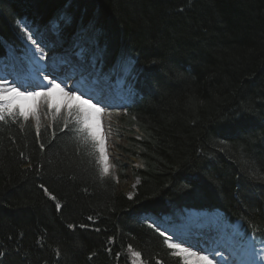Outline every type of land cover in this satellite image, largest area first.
I'll return each mask as SVG.
<instances>
[{
  "label": "trees",
  "instance_id": "1",
  "mask_svg": "<svg viewBox=\"0 0 264 264\" xmlns=\"http://www.w3.org/2000/svg\"><path fill=\"white\" fill-rule=\"evenodd\" d=\"M25 19L95 36L107 71L135 58L141 97L116 130L118 179L138 183L103 174L75 115L6 116L0 264H187L141 220L186 207L264 239V0H0L1 39L19 45Z\"/></svg>",
  "mask_w": 264,
  "mask_h": 264
},
{
  "label": "snow or ice",
  "instance_id": "2",
  "mask_svg": "<svg viewBox=\"0 0 264 264\" xmlns=\"http://www.w3.org/2000/svg\"><path fill=\"white\" fill-rule=\"evenodd\" d=\"M130 64L131 61H129ZM6 83V81L0 82V122L5 121L6 116L20 117L25 122L28 121L29 117H34L38 125L39 112L42 105H46L53 110V119L60 114L62 108H66L69 117H72L73 114H76L77 117H82V119H77L76 123L81 126L76 128L75 131L83 137L85 143L90 139L95 142V145L99 146V152L105 161L103 174L106 175L108 173L109 168L106 163L108 158L104 155L106 151L105 138L100 119L107 105L101 107L104 102L100 98L88 95L76 86L68 88L66 79H59L55 76L50 79L49 75H44L42 82L29 85L28 87L15 81L12 82V86L4 87L3 85ZM69 122L65 123V127H68ZM37 134L39 135V126L37 127ZM43 147L41 145L42 149ZM57 207L59 208V205ZM213 243H217V241L213 240ZM184 245H187V248H184ZM169 247L183 249V251L187 252L188 249L196 246L187 240H179L176 243L169 244ZM197 251L203 252L204 250L197 248ZM140 255V252L135 253L137 257ZM0 256H3L2 252H0ZM209 256L212 258L210 259ZM218 256H220V253L213 250L207 255L200 257L201 264H213V260ZM222 261L223 257L220 256V259L216 260V264H222ZM187 264H194V262L189 260Z\"/></svg>",
  "mask_w": 264,
  "mask_h": 264
},
{
  "label": "rangeland",
  "instance_id": "3",
  "mask_svg": "<svg viewBox=\"0 0 264 264\" xmlns=\"http://www.w3.org/2000/svg\"><path fill=\"white\" fill-rule=\"evenodd\" d=\"M28 32H29L28 33V39H29V37H31V39H29V40L31 41L32 45H35V43L38 42L36 35L34 38L33 35L31 34V32L30 31H28ZM33 41H35V43H33ZM38 47L42 48V46H40V45ZM6 66H9V64L5 63V65L3 67H6ZM125 68H126V71L129 69L128 66H126ZM3 70H4V68H3ZM78 77H82V76L79 75ZM76 79H77V76H76V78H74V81H76ZM45 106L46 105H42L40 108L39 120L41 118L40 113L42 112V110L44 109ZM64 111L68 112L66 108H62L61 112H64ZM121 111H122V109H119L118 111H113V112H111L110 110L104 111L100 117L101 123H102V128H103V136L105 138L106 151H105L104 155H106L108 158L106 163H107V166L109 168V171L107 174L113 175L115 178H117L118 181H119L118 169L120 166V162H123V163L127 162L126 157L123 156V153L120 152V150L118 148V146L124 142V138H125L124 134L120 130L121 131L120 135L119 136H118V134L116 135V128L119 127L117 114L120 113ZM29 118H31V117H29ZM32 118L35 119L34 117H32ZM79 119H82V117H79ZM98 151H99V146H98ZM99 154H100L99 160H100V164H101V169L103 171V168L105 166V161L103 160L100 152H99ZM137 183H138V179L133 177L132 175H129L127 180L119 181V186L121 189L126 190L128 192V194H130V191L135 188ZM181 240H187L188 241V239H185V238L181 239ZM172 243H174V242H171L170 244H172ZM183 247L187 248V245H184ZM211 251H213V250L210 249L209 251L206 252V254H203V253L198 252L197 249H195V248L188 249L187 252L183 251V249H175V253L178 255H181L185 259L186 263L189 260H191L194 262V264H201L200 257L203 255H207L208 252H211ZM189 253H191V255H189ZM227 256H229V255L227 254ZM209 258L211 259L210 256H209ZM216 259L213 260V264H216Z\"/></svg>",
  "mask_w": 264,
  "mask_h": 264
},
{
  "label": "bare ground",
  "instance_id": "4",
  "mask_svg": "<svg viewBox=\"0 0 264 264\" xmlns=\"http://www.w3.org/2000/svg\"><path fill=\"white\" fill-rule=\"evenodd\" d=\"M54 31V28H49V29H42V32L43 33H46V34H50ZM11 41L10 40H5L4 41V44H8L10 43ZM42 55H43V52H41V56L38 58V60L36 61L37 64L40 65L41 69H40V72L43 74V75H49V76H52L53 73L55 74H58L60 73V71L62 72V69H64V66L63 65H50V64H46L45 67L41 64V59H42ZM66 54L64 52H61V51H58V57H62V56H65ZM49 60V57H46V61ZM117 65L120 69V72L122 74L124 73H128V74H134L135 71H136V64L134 65H127V63L124 61L123 58L117 60ZM126 66H128L130 68V70H127L126 71ZM19 69V72H18V75L17 77L20 78V79H23L25 77V75H35V76H39L38 74H36L35 72H32L30 71V69L26 66V65H20L18 67ZM42 80V79H41ZM13 81L19 83L18 79L15 78ZM12 81V82H13ZM11 82V83H12ZM20 84V83H19ZM23 84V83H22ZM73 86H76V84H72L71 86H68V88H71ZM174 236H176V234H173ZM180 236V234H178ZM178 236V239H183L182 237H179ZM223 264L225 263V261L222 262Z\"/></svg>",
  "mask_w": 264,
  "mask_h": 264
}]
</instances>
